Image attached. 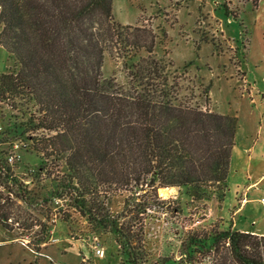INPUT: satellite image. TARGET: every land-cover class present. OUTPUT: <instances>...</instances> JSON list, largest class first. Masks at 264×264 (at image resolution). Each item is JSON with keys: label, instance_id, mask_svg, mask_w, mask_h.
Here are the masks:
<instances>
[{"label": "trees", "instance_id": "trees-1", "mask_svg": "<svg viewBox=\"0 0 264 264\" xmlns=\"http://www.w3.org/2000/svg\"><path fill=\"white\" fill-rule=\"evenodd\" d=\"M0 5V43L21 66L18 73L0 74V97L22 94L21 88L33 94L46 110L36 129L50 133L38 148L46 158L68 152L69 182L51 189V199L70 194L71 189L72 194L78 192L70 205L92 231L113 229L117 242L129 248V261L135 263L139 259L135 231L121 220L124 212L136 216L137 208H129L125 201L120 216L107 212L99 202L106 184L115 189L146 185L156 197L160 187L177 186L202 200L214 195L208 184L218 183L224 197L238 120L181 102L179 84L168 71L173 63L154 54L155 33L145 29L143 43L133 38L130 31L139 28L116 19L115 0H0ZM110 44L144 48L148 53L138 62L126 63L127 86L103 77ZM200 96L209 102L208 86ZM27 194L17 197H26L29 205L35 195ZM16 204L0 203V221L6 228ZM144 208L143 214L148 211ZM34 224L47 232L42 221L26 226ZM46 237L47 233L40 244ZM185 246L181 260L193 257L197 248L212 255L213 264H264V236L252 233L216 231L193 237Z\"/></svg>", "mask_w": 264, "mask_h": 264}, {"label": "rangeland", "instance_id": "rangeland-1", "mask_svg": "<svg viewBox=\"0 0 264 264\" xmlns=\"http://www.w3.org/2000/svg\"><path fill=\"white\" fill-rule=\"evenodd\" d=\"M214 9L220 23L211 18ZM115 14L120 23L139 28L130 33L140 43L147 35L145 29L155 33L154 54L173 63L168 71L179 84L182 103L236 117L240 133L256 131L264 122V0H115ZM217 26L232 40L220 32L213 37L211 32L215 34ZM2 30L0 23V35ZM196 33L198 41H193ZM203 38L225 53H215L212 44L200 49ZM4 46L0 43V74L18 73L19 62ZM147 55L144 48L122 49L110 44L105 52L103 77H114L118 84L127 86L126 63L131 65ZM207 86L208 103L200 96ZM21 91L0 97V151L5 152L4 156L9 154L12 143L23 147L19 148V180H33L29 188H21L35 197L29 205L24 201L14 206L13 222L7 228L0 222V264H211L212 255L197 248L193 257L181 260L185 245L193 237L231 230L230 220L229 216L220 220L217 214L210 215L208 199H193V192L186 195L177 186L160 187L156 197L146 185L135 183L125 188L107 184L101 188L99 202L111 215L120 216L125 201L129 208H137L136 216H125L124 212L121 220L135 231L134 251L139 257L135 263L129 261V248L117 242L113 229L92 231V225L70 205L78 192L67 191L66 199L59 202L43 200L58 184H68V152L46 158L40 151L41 140L50 136L49 130L36 129L38 117L46 115L45 106L27 90ZM42 164L46 169H41ZM30 168L34 169L32 176ZM233 182L232 177L230 186ZM207 188L214 193V200L223 199L224 190L218 183H209ZM233 195L227 194L223 201L225 212L231 208ZM145 206L148 211L143 214ZM36 221L49 223L43 244L40 241L46 233L42 225L26 226ZM96 244L103 247L104 256L96 254Z\"/></svg>", "mask_w": 264, "mask_h": 264}, {"label": "crops", "instance_id": "crops-1", "mask_svg": "<svg viewBox=\"0 0 264 264\" xmlns=\"http://www.w3.org/2000/svg\"><path fill=\"white\" fill-rule=\"evenodd\" d=\"M211 12V18H215L216 22L220 23L221 19H218L217 9ZM227 12L229 11L227 10ZM220 28L217 26L215 29L216 33L213 34L211 32L212 36L215 37L216 34L220 32L222 37H228L225 30ZM204 32H202V35ZM192 37L193 41H198L199 34L196 33ZM211 44L213 45L215 53L219 54L217 50L221 51V49L215 50V43L211 40L203 38L202 45L199 47L201 49L203 46H210ZM220 53L223 54L225 51L222 50ZM232 177L234 181L232 186L235 188L230 186ZM227 194L234 195L232 196L233 203L231 208L225 212L223 201ZM263 197L264 122H261L256 128V131L245 133L239 132L238 123L235 144L231 154L230 173L225 195L222 200L219 199V202L214 200V197L208 199L210 215L217 214L220 220H224L229 216L231 230L264 236V206L261 202ZM216 202L219 204L218 206H216Z\"/></svg>", "mask_w": 264, "mask_h": 264}, {"label": "built area", "instance_id": "built-area-1", "mask_svg": "<svg viewBox=\"0 0 264 264\" xmlns=\"http://www.w3.org/2000/svg\"><path fill=\"white\" fill-rule=\"evenodd\" d=\"M0 7H1V5H0ZM19 148H20V145L18 143H12L11 151L9 152V154H6L4 156L3 153H5V152L0 151V179H1L0 184L2 185V186H0V203H5L6 200L17 201L20 204L24 201L25 202L28 201V199H26V197L21 199V200L18 199V197H17L18 193L30 192L28 189L23 192L21 187L25 186L26 188H29V185H31V181H33V180L26 181V180H22V179L19 180L20 177H19L18 165H19L20 160H21V154L19 153L20 152ZM21 148H23V147H21ZM46 163H47V161H45V165H46ZM44 168L46 169L45 166H44ZM42 170H44V169H42ZM28 173L30 174V176H32V174L34 173V169L30 168L28 170ZM4 180L6 182L3 184ZM17 188H19V189H17ZM30 195H31V192H30V194H27V197H30ZM49 195H50V193H49ZM49 195H48V197L50 199L49 201H52V203L55 201L59 202L58 200H65L66 199L65 196H62V197L54 196L51 199ZM261 202L264 206V197L261 199ZM59 208H61V207H59ZM59 211L61 212L63 210L60 209ZM11 221L12 220L9 219L7 221V224H10ZM0 222L2 223V225H3V223H6L3 221H0ZM47 226H48V229H47L46 233L48 235L49 223H47ZM52 240L55 241L56 239L52 238ZM95 240L97 241L98 238L96 237ZM94 248H95V252L97 255L104 256L105 251H104L103 247L96 244L94 246ZM208 255L211 257L210 254H208ZM59 264H62V263H59ZM211 264H213V259H211Z\"/></svg>", "mask_w": 264, "mask_h": 264}]
</instances>
